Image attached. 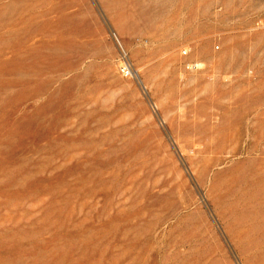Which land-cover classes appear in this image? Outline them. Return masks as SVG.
Listing matches in <instances>:
<instances>
[{"label": "rangeland", "instance_id": "1", "mask_svg": "<svg viewBox=\"0 0 264 264\" xmlns=\"http://www.w3.org/2000/svg\"><path fill=\"white\" fill-rule=\"evenodd\" d=\"M0 264H264V0H0Z\"/></svg>", "mask_w": 264, "mask_h": 264}, {"label": "built area", "instance_id": "2", "mask_svg": "<svg viewBox=\"0 0 264 264\" xmlns=\"http://www.w3.org/2000/svg\"><path fill=\"white\" fill-rule=\"evenodd\" d=\"M121 73L123 77L126 78H131L133 76L132 70L127 64H124V66H122Z\"/></svg>", "mask_w": 264, "mask_h": 264}]
</instances>
